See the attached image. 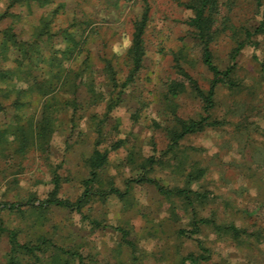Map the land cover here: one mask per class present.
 Here are the masks:
<instances>
[{
  "label": "rangeland",
  "instance_id": "obj_1",
  "mask_svg": "<svg viewBox=\"0 0 264 264\" xmlns=\"http://www.w3.org/2000/svg\"><path fill=\"white\" fill-rule=\"evenodd\" d=\"M186 1L119 0L115 6L106 0H50L43 6L32 1L8 8L16 17L5 18L0 28L14 23L20 38H28L42 17L51 16L52 44L58 47L64 44L58 29L73 25L86 38L71 66L78 67L87 54L96 67L109 61L119 83L130 66L127 51L134 21L146 10L147 22L141 67L121 92L117 106L105 116L107 101L87 106L81 88L78 98L86 108L78 112L76 127L69 131L63 121L52 136L49 154L30 151L4 165L0 173V199H44L56 173L58 196L76 200L83 180L89 177L88 159L100 124L98 148L107 151V161L95 187L113 184L128 192L122 197L92 195L81 212L58 206L45 211L24 206L22 215L2 212L0 264H7L9 257L6 230L19 226L22 241L35 242L39 236L50 240L37 264H49L54 244L80 251L85 264H193L190 258L195 261L201 253L208 259L200 264H264V32L252 37L254 45L248 41L236 58L240 86H216L211 113L218 123L186 135L171 148L167 130L173 127L174 114L183 119L204 115L202 102L189 89L170 101L165 97L168 83L182 80L177 53L182 54L180 65L202 89L208 88L211 79L201 62L195 31L187 23L192 11L184 6ZM221 2L219 34L211 50L216 64L225 68L245 31H252L264 18V0ZM8 3L0 0V11ZM54 8L58 11L51 15ZM10 116L9 111L0 112V123ZM61 116L66 118L65 113ZM118 140L121 144L116 147ZM150 157L153 164L142 169ZM141 174L169 188L196 191L200 194L195 201L198 216L214 222L201 224L192 237L180 236L178 229L191 226L184 202L165 197L149 182L135 181ZM113 227L126 228L134 245H127ZM232 227L239 229L238 236ZM198 241L206 251L202 252ZM72 263L79 264L77 259Z\"/></svg>",
  "mask_w": 264,
  "mask_h": 264
},
{
  "label": "trees",
  "instance_id": "obj_2",
  "mask_svg": "<svg viewBox=\"0 0 264 264\" xmlns=\"http://www.w3.org/2000/svg\"><path fill=\"white\" fill-rule=\"evenodd\" d=\"M32 1L43 6L50 0H9L7 9L0 11V23L8 16L16 17L15 13L8 11V8L17 3L29 4ZM106 1L116 6L119 0ZM183 4L192 11V16L187 23L195 31L194 36L199 56L201 62L211 73V79L208 88L202 89L197 80L180 65L179 58H182V54L177 53L176 67L182 80L170 81L165 97H168L167 100L170 101L189 89L194 97L202 102L204 115L199 119H183L174 114L173 127L167 130L171 148L176 146L178 141L186 135L201 131L206 125L218 123L214 118L212 119L211 113L214 108L216 86L223 85L228 89H236L240 86V81L235 76L236 58L248 41L254 45L252 37L264 32L263 18L252 31H245L244 39L238 41L230 52V63L225 68H220L213 59L211 44L219 34L217 21L223 3L221 0H187ZM57 11L58 9L54 8L50 14L55 15ZM51 22V16L49 18L42 17L40 23L33 27L32 34L26 39L19 37L15 31L14 23H10L3 29L0 28V112H11L8 121L0 123V173H3L6 169L5 166L11 160L23 157L30 151L41 155L49 154L52 136L63 125V121L67 122L69 131L76 127L77 120L80 118L78 112L86 108L78 98L81 88H84L86 92L87 106L98 104L99 101H107L105 112V116H107L117 106L121 92L133 82L141 67L145 51L143 34L147 22L146 10L140 19L134 21L131 46L127 51L130 66L126 78L121 83L117 80L111 62L107 61L103 67H96L88 54L78 67H72L70 62L81 53L82 43L86 37L82 38L83 34L77 28L72 29L73 25L60 28L56 33L61 35L64 44L56 47L52 44L55 33L51 31ZM45 45L49 46L47 50L44 48ZM262 66H264V62ZM103 86H107L108 90L102 89ZM115 90L117 91L115 92ZM106 97L110 98L106 99ZM30 109H34V111L27 114ZM63 113L66 114L65 119L61 116ZM92 117L94 116L92 115ZM97 132L99 137L95 142L93 153L88 159L89 177L83 180L82 192L76 200L58 196L59 176L55 173L52 179L53 188L44 199L40 200L36 197L0 199V222L3 221L2 212L22 215L25 211L24 206L41 211H45L51 206H58L81 212L92 195L106 197L112 194L122 197L127 193L128 188L121 191L113 184L106 188L95 187L98 172L107 161V151H101L98 148L101 142L99 138H102L100 124L97 127ZM262 133L264 135V129ZM119 144L121 141L118 140L114 146L117 147ZM151 164H153V159L150 157L145 164H141L142 169L146 170V166ZM135 181L149 182L165 197H177L184 202L185 207L189 210L191 226L190 229H178L177 232L180 236L192 237L200 232L201 224L214 222L213 219L198 216L195 201L196 197H200V194L196 191L181 187L169 188L145 174H141ZM194 194L195 197H192ZM83 216L90 223L99 224L96 220H90L86 215ZM113 228L120 233L121 239L127 245L131 247L134 245L126 228ZM22 230L20 226L6 230L10 246L7 264H37L42 252L45 253L44 248H47L50 240L39 236L35 242L32 240L22 241L20 240ZM232 230L236 236L239 235L240 231L236 233L239 229L236 230L235 227H232ZM52 247L54 249L50 254L49 264H73L72 261L76 259L79 264H85V257L80 251L65 249L55 244ZM198 247L202 252L207 250L201 241H198ZM207 256L201 253L195 261L192 260L193 258L190 259L193 264H200L208 259Z\"/></svg>",
  "mask_w": 264,
  "mask_h": 264
}]
</instances>
